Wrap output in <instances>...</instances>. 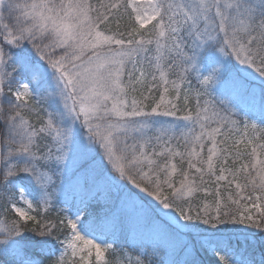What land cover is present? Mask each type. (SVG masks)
Here are the masks:
<instances>
[{
  "label": "snow or ice",
  "instance_id": "1",
  "mask_svg": "<svg viewBox=\"0 0 264 264\" xmlns=\"http://www.w3.org/2000/svg\"><path fill=\"white\" fill-rule=\"evenodd\" d=\"M204 254L264 264V0H0V264Z\"/></svg>",
  "mask_w": 264,
  "mask_h": 264
},
{
  "label": "trees",
  "instance_id": "2",
  "mask_svg": "<svg viewBox=\"0 0 264 264\" xmlns=\"http://www.w3.org/2000/svg\"><path fill=\"white\" fill-rule=\"evenodd\" d=\"M155 95H158V93H155ZM201 259L204 261V264H210L211 262V257L207 256L206 254L202 255Z\"/></svg>",
  "mask_w": 264,
  "mask_h": 264
},
{
  "label": "rangeland",
  "instance_id": "3",
  "mask_svg": "<svg viewBox=\"0 0 264 264\" xmlns=\"http://www.w3.org/2000/svg\"><path fill=\"white\" fill-rule=\"evenodd\" d=\"M154 95H155V92H154Z\"/></svg>",
  "mask_w": 264,
  "mask_h": 264
}]
</instances>
